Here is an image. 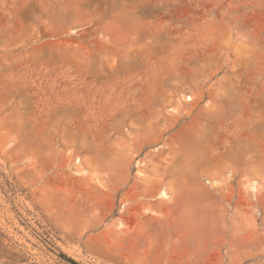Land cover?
<instances>
[{"label":"rangeland","instance_id":"rangeland-1","mask_svg":"<svg viewBox=\"0 0 264 264\" xmlns=\"http://www.w3.org/2000/svg\"><path fill=\"white\" fill-rule=\"evenodd\" d=\"M264 264V0H0V264Z\"/></svg>","mask_w":264,"mask_h":264},{"label":"water","instance_id":"water-1","mask_svg":"<svg viewBox=\"0 0 264 264\" xmlns=\"http://www.w3.org/2000/svg\"><path fill=\"white\" fill-rule=\"evenodd\" d=\"M74 264H76V263H74Z\"/></svg>","mask_w":264,"mask_h":264}]
</instances>
